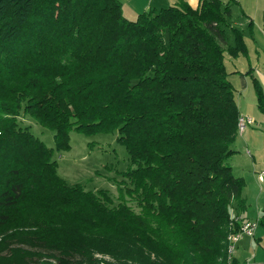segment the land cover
Listing matches in <instances>:
<instances>
[{
    "label": "trees",
    "instance_id": "obj_1",
    "mask_svg": "<svg viewBox=\"0 0 264 264\" xmlns=\"http://www.w3.org/2000/svg\"><path fill=\"white\" fill-rule=\"evenodd\" d=\"M225 53L246 44L221 0L134 18L120 0H0V264H246L227 252L247 204L227 163L239 112ZM70 130L117 132L118 192L138 210L57 173Z\"/></svg>",
    "mask_w": 264,
    "mask_h": 264
},
{
    "label": "rangeland",
    "instance_id": "obj_2",
    "mask_svg": "<svg viewBox=\"0 0 264 264\" xmlns=\"http://www.w3.org/2000/svg\"><path fill=\"white\" fill-rule=\"evenodd\" d=\"M237 17L240 18L241 14L234 7L231 20H236ZM244 59V56L240 55L239 61L245 63ZM253 60L257 62L256 59ZM239 61L228 53L224 54L227 70H231L235 65L238 68L240 66ZM243 95V105L248 103L256 116L243 133L237 132L231 145L235 152L228 158L227 163L232 166L234 175L244 179L245 185L242 194L246 197L247 211L249 210L246 211V215L255 221V218L264 208V180H259L257 176L258 172L264 168V116L256 108L255 93L251 84ZM18 121L22 126H30L31 131L40 137L47 146L52 147L54 145L53 132L50 129L40 126L28 115L19 116ZM69 135L70 147L54 150L53 153V158L57 162V173L68 184L81 183L85 189L92 191L105 189L110 194L114 204L119 199H123L133 209L138 210L135 200H132L125 193L119 194L118 192V186L124 184L121 172L127 169L129 161L124 146L116 140L117 132L86 133L70 130ZM254 232V235L262 236L260 234L264 232V228L257 224ZM252 237L253 235L245 234L238 238L237 242H234L235 246L231 254L241 258L256 255V260L264 259V236H262L260 243L254 241ZM96 256L100 257L98 254ZM104 257L107 260L110 259L107 256Z\"/></svg>",
    "mask_w": 264,
    "mask_h": 264
},
{
    "label": "crops",
    "instance_id": "obj_3",
    "mask_svg": "<svg viewBox=\"0 0 264 264\" xmlns=\"http://www.w3.org/2000/svg\"><path fill=\"white\" fill-rule=\"evenodd\" d=\"M120 1L122 5L123 14L128 18H134L139 12L143 10H147L149 8L159 9L161 7H165L170 4L176 3L180 0H120ZM184 1L188 2L193 7H195L198 2V0H184ZM221 1L223 3L230 4L231 19L234 13V7H236L239 10V13L241 14L240 18L237 17L236 20H231V24L242 30L244 42L246 44V53L239 54L238 56L234 57V59L239 61L240 55H242L245 58L244 59L245 63L239 61L240 66L238 68L235 65L231 70H227L229 72L228 79L230 80L232 86L235 89V101L237 104L239 114L249 115L255 119L256 115L253 114L252 107L248 106V103L244 104L245 105L244 106L243 105L244 102L242 98L244 97L243 93L247 90L250 84L252 85L250 74L247 72L248 70L252 75H254L259 80L261 86L262 84H264V73H262V66H264V0H221ZM253 59H256L257 62H255V60ZM262 88H264V86H262ZM255 103H256V94H255ZM259 180L261 179L259 178ZM244 199L245 202L248 203L246 201V197H244ZM246 211H247V206L245 210L238 213V216L240 217L241 220H251V218H249L246 215ZM260 213L255 218L256 220L259 217ZM232 215L235 216L234 211L232 212ZM254 234L252 239L258 243L262 242V236H264V232L260 234L262 236H256ZM249 242L251 243V241ZM233 256L238 258L240 261H245L246 264H264V259L260 258L256 260L255 257L256 255L253 257L245 256V258H241L236 255Z\"/></svg>",
    "mask_w": 264,
    "mask_h": 264
},
{
    "label": "bare ground",
    "instance_id": "obj_4",
    "mask_svg": "<svg viewBox=\"0 0 264 264\" xmlns=\"http://www.w3.org/2000/svg\"><path fill=\"white\" fill-rule=\"evenodd\" d=\"M242 123H244V114H239L237 118V132L240 133L241 128H242ZM261 179V176H259ZM244 228H251V220H245L242 222L241 229L239 232H237L235 235H228V245H227V250L228 253L231 254L234 249V242L236 239L240 238L242 236V232H244Z\"/></svg>",
    "mask_w": 264,
    "mask_h": 264
},
{
    "label": "built area",
    "instance_id": "obj_5",
    "mask_svg": "<svg viewBox=\"0 0 264 264\" xmlns=\"http://www.w3.org/2000/svg\"><path fill=\"white\" fill-rule=\"evenodd\" d=\"M262 73H264V66H262ZM253 118L249 115H245L244 114V123H242V128L240 133H242L245 128L251 124V122H253ZM257 176H261V180H264V168H262L259 172ZM238 219H240L239 217H237ZM242 221V220H241ZM257 226V220H251V228H244V232H242V235H249L252 236L254 234V229Z\"/></svg>",
    "mask_w": 264,
    "mask_h": 264
}]
</instances>
